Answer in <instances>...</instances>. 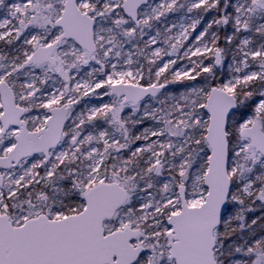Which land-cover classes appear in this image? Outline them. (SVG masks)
<instances>
[{"label": "snow or ice", "instance_id": "6c2138e0", "mask_svg": "<svg viewBox=\"0 0 264 264\" xmlns=\"http://www.w3.org/2000/svg\"><path fill=\"white\" fill-rule=\"evenodd\" d=\"M0 8V264H264V0Z\"/></svg>", "mask_w": 264, "mask_h": 264}, {"label": "rangeland", "instance_id": "374dc122", "mask_svg": "<svg viewBox=\"0 0 264 264\" xmlns=\"http://www.w3.org/2000/svg\"><path fill=\"white\" fill-rule=\"evenodd\" d=\"M6 2H11V0H6ZM5 15V9L0 8V17H3Z\"/></svg>", "mask_w": 264, "mask_h": 264}]
</instances>
